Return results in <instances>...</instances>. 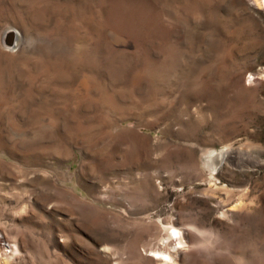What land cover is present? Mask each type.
<instances>
[{"label": "rangeland", "instance_id": "obj_1", "mask_svg": "<svg viewBox=\"0 0 264 264\" xmlns=\"http://www.w3.org/2000/svg\"><path fill=\"white\" fill-rule=\"evenodd\" d=\"M0 264H264V3L0 0Z\"/></svg>", "mask_w": 264, "mask_h": 264}, {"label": "bare ground", "instance_id": "obj_2", "mask_svg": "<svg viewBox=\"0 0 264 264\" xmlns=\"http://www.w3.org/2000/svg\"><path fill=\"white\" fill-rule=\"evenodd\" d=\"M263 3H264V0H261ZM213 159H221V154H215ZM174 233L175 234H178V231L176 229H174Z\"/></svg>", "mask_w": 264, "mask_h": 264}]
</instances>
